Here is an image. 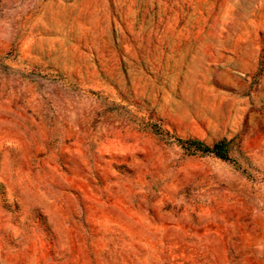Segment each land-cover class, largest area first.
<instances>
[{
    "label": "rangeland",
    "instance_id": "obj_1",
    "mask_svg": "<svg viewBox=\"0 0 264 264\" xmlns=\"http://www.w3.org/2000/svg\"><path fill=\"white\" fill-rule=\"evenodd\" d=\"M0 264H264V0H0Z\"/></svg>",
    "mask_w": 264,
    "mask_h": 264
},
{
    "label": "trees",
    "instance_id": "obj_2",
    "mask_svg": "<svg viewBox=\"0 0 264 264\" xmlns=\"http://www.w3.org/2000/svg\"><path fill=\"white\" fill-rule=\"evenodd\" d=\"M186 149L189 151H201L204 154L211 153L220 159L228 158L229 142L225 140L218 141L211 146H205L203 143L196 140H188L183 142Z\"/></svg>",
    "mask_w": 264,
    "mask_h": 264
}]
</instances>
